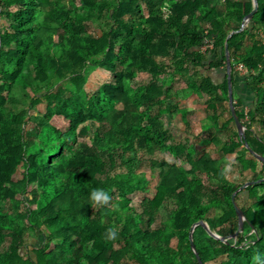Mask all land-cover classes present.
Wrapping results in <instances>:
<instances>
[{"label": "trees", "instance_id": "obj_1", "mask_svg": "<svg viewBox=\"0 0 264 264\" xmlns=\"http://www.w3.org/2000/svg\"><path fill=\"white\" fill-rule=\"evenodd\" d=\"M215 2L0 0V264H199L189 242L198 221L227 239L195 227L203 264H256V253L257 264H264V181L237 191L243 184L224 174V146L216 149L220 160H213L196 157L194 144L178 142L170 162L157 160L149 133L155 127L156 138L165 140L157 118L169 115L179 131L200 141L196 106L167 101L174 95L181 103L201 89L208 107L227 103L226 71L220 84L213 72L226 66L227 43L231 83L236 88L240 82L255 100L246 116L236 111L245 131L242 139L233 133L236 151L230 159L251 173L250 181L264 178V161L256 156L264 159V0H257L241 32L252 0H223L222 9ZM208 36L214 38L211 62L199 51ZM238 64L248 73H236ZM26 65L43 83L34 87L33 102L45 103L42 117L27 129L26 113L9 114L6 108L19 79L32 86L23 73ZM97 68L109 80L91 96L78 97L86 72ZM135 75L149 78L130 94L126 80ZM70 79L77 91L68 94L63 83ZM209 90L215 95L207 96ZM88 124L90 145L80 140L90 134ZM53 142L58 148L49 150ZM93 189L108 192L109 204L94 207ZM234 192L245 218L240 232ZM161 209L169 215L163 218ZM109 227L117 239H106ZM28 228L47 239L32 250L34 259L26 250Z\"/></svg>", "mask_w": 264, "mask_h": 264}, {"label": "rangeland", "instance_id": "obj_2", "mask_svg": "<svg viewBox=\"0 0 264 264\" xmlns=\"http://www.w3.org/2000/svg\"><path fill=\"white\" fill-rule=\"evenodd\" d=\"M158 3L161 2V0H155ZM216 5L222 9L224 6L223 0H215ZM76 3H80V0H75ZM117 0H108V5L112 6L116 4ZM2 21V18L0 17V22ZM248 23V22H247ZM262 39L264 42V32L262 33ZM209 55H206L207 62H211ZM212 57V55H211ZM225 68H217L215 71L216 78H214L215 84H220L224 79V72ZM236 71V70H235ZM23 73L30 79L32 86L23 84V80L19 79L14 87L11 89L9 93V99L6 103V108L9 114H15L19 112L26 113V116L29 117V121L23 126L25 129L32 128L34 126V123L42 117V115L45 112V103L39 102L34 103L33 102V95H34V87H40L43 85V83H40L36 80V76L30 69V65H26L25 70ZM239 75L245 74L244 71H236ZM149 78V76L146 75H135V77L132 80H126V86L127 90L130 94H132L137 82H140L142 80H145ZM109 80V73L97 68L94 70H90L89 72H86L85 79L82 84H79V87L76 86L75 82L73 80H66L63 85L67 88L68 94L73 93L74 91H77V88H80L78 92V97H81L82 99L87 98L88 96H91L93 93L97 91V89L105 82ZM183 83V82H182ZM131 84V85H130ZM196 84L200 85L201 80L196 79ZM183 87H186L185 84H183ZM201 89H198L196 93L189 94V96L183 100L181 103L176 101L175 96L173 95L171 98L168 99V104L177 106H184V107H191L196 106V112H195V118L197 121L194 123L197 129L202 128L203 133L201 135L200 141L197 139L191 138V136H187L183 132L179 131L171 122L169 115H163L157 118L158 127L161 128V130H166V137L164 140V135L161 138H156L157 134L155 135V127L154 129H151V132L149 130L150 135L153 137V142L156 149L155 158L157 160H161L164 158L166 162H170L172 154V149L175 144L178 142H181L185 145L194 144L197 150L196 157L204 154L208 156L209 158L213 160H220V157L218 153L216 152V149L221 148L224 146V151L226 152V158H223V167H224V174L226 178L230 181L236 182L237 184H245L246 182L250 181L251 179V173L246 170L239 162L232 163L233 160L230 159L232 157V153L236 151V145H234L235 142V136L233 135L234 132H237V128L234 124V121H231L230 118V108L229 103L223 102L220 104L219 108L218 104L215 108H210L207 106L205 99L201 95ZM185 92L188 93L189 90L185 88ZM203 93V91H202ZM214 90H209L207 93V96H213ZM232 95H233V102H234V108L235 111H239L242 115L246 116L248 111L252 109L255 105V100L250 93V91H246L244 88H242V84L240 82L236 83V88L232 85ZM135 98V96H133ZM139 102V101H138ZM141 102V101H140ZM141 109H144L142 106ZM209 126V127H206ZM89 132L90 134L86 135L84 138L80 140H84L85 143L88 145L91 144L90 135L93 132V125L88 124ZM245 131V127L243 128ZM255 132L257 130L255 129ZM239 136V135H238ZM120 138L116 137L115 140L118 141ZM209 141V143H208ZM234 141V142H233ZM58 148V145L56 142L50 143L48 145V149H56ZM35 150V148H31L28 150V153H31ZM48 150V151H49ZM149 156H144L143 160H149ZM178 163V161H177ZM232 163V164H231ZM23 164L21 163L19 165V168L17 172L14 174L13 179L17 180L20 178V173L23 171ZM186 168L188 166L186 165ZM146 175L149 176V170L145 169ZM143 197H151L149 194H138L135 196L136 199H140ZM161 215L163 218H165L167 215H169V211L166 209H161ZM249 234L251 237L254 236V231H249ZM8 237H5V241L2 243V247H6L8 245ZM234 239L235 242V238ZM25 241L27 244L26 250L29 251V256L34 259V253L32 252L33 249H38L40 247H43L47 241L43 237V235L38 232L37 230H33L28 228L26 230L25 234ZM199 245L201 243H204L203 240L200 241L198 239Z\"/></svg>", "mask_w": 264, "mask_h": 264}, {"label": "water", "instance_id": "obj_3", "mask_svg": "<svg viewBox=\"0 0 264 264\" xmlns=\"http://www.w3.org/2000/svg\"><path fill=\"white\" fill-rule=\"evenodd\" d=\"M253 2V9L249 12V14L247 16H245L242 20V23H241V27L240 29L238 30V32H241L243 30V28L245 27V25L247 24V22L253 17V15L256 13L257 9H258V3H257V0H252ZM233 34L230 33L228 37H230L231 35ZM224 52H225V58H226V66H225V71H226V76H227V86H228V103H229V108H230V113H231V116L233 118V121H234V124L237 128V133L239 135V137L242 139L244 138V126L243 124L241 123V121L239 120V117L235 111V108H234V102H233V95H232V83H231V62H230V57H229V52H228V45L227 43L225 44L224 46ZM245 147L248 148L250 150V152H253L249 147L248 145L245 144ZM254 155H256L255 153H253ZM257 158H259L260 160H263L264 159L258 155H256ZM264 181V178H260L258 180H252V181H249L243 185H241L237 191L247 187V186H250V185H253L255 183H261ZM236 191V192H237ZM234 192L231 196V200H232V204L234 206V209H235V212H236V215L238 217V220H239V228H238V232H240L242 230V227H243V222L245 220L244 218V215L241 211V209L239 208V206L237 205L236 201H235V193ZM196 226H201L202 228H204L208 234H210V236H213L215 239H220L222 242L224 243H227V239L224 238V237H220L218 236L217 234L213 233L209 227L207 226V224L203 221H198L196 223H194L191 228H190V231H189V242H190V246L192 248V250L195 252V255H196V258L199 262V264H203L201 259H200V256L198 254V252L196 251V247H195V243H194V240H193V231L195 229ZM238 232L234 234V237H236L238 235Z\"/></svg>", "mask_w": 264, "mask_h": 264}, {"label": "clouds", "instance_id": "obj_4", "mask_svg": "<svg viewBox=\"0 0 264 264\" xmlns=\"http://www.w3.org/2000/svg\"><path fill=\"white\" fill-rule=\"evenodd\" d=\"M167 8V5L165 6ZM90 200L92 201V205L96 206H104L109 204L111 197L108 192L104 191L103 189H93L90 193ZM118 233L114 227H109L106 229V239L108 240H115L117 239ZM259 253H256L253 256V261L256 262L259 260Z\"/></svg>", "mask_w": 264, "mask_h": 264}, {"label": "built area", "instance_id": "obj_5", "mask_svg": "<svg viewBox=\"0 0 264 264\" xmlns=\"http://www.w3.org/2000/svg\"><path fill=\"white\" fill-rule=\"evenodd\" d=\"M214 49V38L211 36H208L203 45L199 48V51L205 55H209V53L212 55V51ZM236 71H244L245 74L248 73V71L245 69V67L242 64H238L235 67Z\"/></svg>", "mask_w": 264, "mask_h": 264}, {"label": "crops", "instance_id": "obj_6", "mask_svg": "<svg viewBox=\"0 0 264 264\" xmlns=\"http://www.w3.org/2000/svg\"><path fill=\"white\" fill-rule=\"evenodd\" d=\"M244 1H247V0H244ZM211 58H212L211 56H210V58L208 57L209 60H212ZM214 71H215V70H214ZM214 78H216V74H215V72H214Z\"/></svg>", "mask_w": 264, "mask_h": 264}]
</instances>
